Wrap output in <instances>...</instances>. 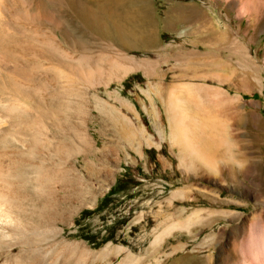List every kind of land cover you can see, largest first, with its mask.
Masks as SVG:
<instances>
[{"label": "rangeland", "instance_id": "rangeland-1", "mask_svg": "<svg viewBox=\"0 0 264 264\" xmlns=\"http://www.w3.org/2000/svg\"><path fill=\"white\" fill-rule=\"evenodd\" d=\"M78 2L0 0V134L47 127L46 264H264V0H148L147 47Z\"/></svg>", "mask_w": 264, "mask_h": 264}, {"label": "bare ground", "instance_id": "bare-ground-1", "mask_svg": "<svg viewBox=\"0 0 264 264\" xmlns=\"http://www.w3.org/2000/svg\"><path fill=\"white\" fill-rule=\"evenodd\" d=\"M33 1L35 2V9L44 12L60 7H68L78 14L80 7L78 0ZM125 2L127 1L107 0V5H101L100 3L101 7L98 12L100 16L102 14L108 16V26L110 27L106 28V31L103 26L97 28L102 33H109L113 40H119L134 47L152 45L155 42L154 36L152 32L144 30L142 24L143 22H153L148 0H128L130 5H126ZM176 13L178 18H186L187 15V18L193 20L194 25H197L202 11L194 9L188 12L179 8ZM15 110V108H10L9 112H15ZM4 124H7V119L5 120L0 114V125ZM9 130L2 131L3 135L0 134V260L8 252L7 258L4 257L6 259L4 264H46L47 254L49 253L48 247H46L48 241L46 231L49 228L47 227L49 221L48 203H50L48 202L50 198L48 196H52V199L54 197L50 193V195L46 194V189L50 179H55L54 174V178L51 176L49 179L53 170L50 169L52 173L49 175L50 170L47 166L48 156L45 144L47 127L43 122H38L36 127L31 128L30 134L32 136L30 135L31 138L28 139L23 138V136V139L18 138L17 132H15L16 129L14 130L16 134ZM57 172L60 173V170H57ZM58 177L57 179H59ZM66 184L68 186V183ZM32 188H36V191ZM49 188L51 189L52 186ZM69 188L67 190H70ZM86 188L88 189V187ZM49 211L51 212L52 209L50 208ZM15 249H19V253L11 256V252Z\"/></svg>", "mask_w": 264, "mask_h": 264}, {"label": "crops", "instance_id": "crops-1", "mask_svg": "<svg viewBox=\"0 0 264 264\" xmlns=\"http://www.w3.org/2000/svg\"><path fill=\"white\" fill-rule=\"evenodd\" d=\"M171 20H172L171 17H169V15H168V16H166V17L163 19V22L165 23V25H166L167 27H169V26L174 25V22L171 21Z\"/></svg>", "mask_w": 264, "mask_h": 264}]
</instances>
